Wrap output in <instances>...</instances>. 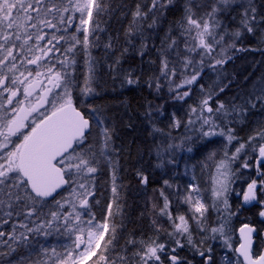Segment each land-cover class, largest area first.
Masks as SVG:
<instances>
[{"label":"snow or ice","instance_id":"snow-or-ice-1","mask_svg":"<svg viewBox=\"0 0 264 264\" xmlns=\"http://www.w3.org/2000/svg\"><path fill=\"white\" fill-rule=\"evenodd\" d=\"M109 2L0 0V108H4L6 99V103L12 105L11 112L16 113L12 116L7 110L0 113V245L8 249L7 253L0 251V256L15 253L17 248L14 245H31L30 237L49 236V229L54 225L59 231L63 222V234L74 236L70 250L59 255L55 248L49 250L36 241L43 256L47 257L51 251L56 257L51 264H89L93 257H96L93 264H116V259L106 255L115 238V226L109 227L108 218L122 211L118 191L122 185L117 184L118 160L115 159L118 152L114 142L116 130L112 120L104 116V108L94 106L89 99L99 96L98 89L102 88L98 77L99 61L90 51L91 47L98 46V33L102 31L99 20L94 19V12L96 17L107 12ZM178 2L148 0L143 7L137 4L132 22L125 32L126 43L140 36L139 54L143 56L148 47V37L143 35L142 29L156 27L157 21L165 19ZM181 11L176 27L169 29L159 49L153 45L159 58L155 87L159 92L161 81H166L173 99L186 102L192 96V85L202 78L206 68L215 71L217 66L222 67L228 62L231 58L228 52L236 48V41L248 36L255 39L260 34L258 42L264 44V0H182ZM74 21H78L75 33H82V36L68 34ZM61 41L64 43L61 44ZM77 45L81 46L86 56L82 81L75 76ZM103 47L105 51L111 49V40ZM259 50L264 51V48ZM119 63L117 58L106 67L110 73H115ZM122 83L132 85L138 83V78L134 79L129 70ZM37 84L40 90L34 99L41 108H45L44 112H39L35 105L24 106V101L33 97ZM198 87L201 93L198 101L188 106L183 118L175 113L168 116L169 127H183L185 133L194 130L198 137L207 138L209 143L215 142L212 137L219 136L225 139L226 145H232L233 141L236 145L231 155L224 151L223 157L214 162L210 203L204 202L199 186L193 182L188 185L183 201L189 205L190 219L180 214L173 217L171 202L163 190L159 192L163 198L160 214L170 222L172 232L168 235L173 238L176 248H183L185 244L181 240H184L197 249L206 264H213L211 248L198 249L193 242V231H210L213 239L225 237V248H231L225 234L227 218L221 220L219 227L209 229L205 223L210 208L219 212V206L223 205L229 216L233 214L228 198L233 174L231 162L242 152L247 155V147L258 153L256 165L264 164V128L242 142L232 127L234 123L246 119L251 110L264 111V83L249 96L239 97V103L237 98L224 101L218 98L219 93L206 92L203 85ZM74 89L80 93L77 99L73 97ZM4 93L9 95L4 97ZM21 96L22 99L18 98ZM13 98H17L15 104ZM81 104L91 113L90 116L86 117L81 111ZM33 112H38V119L34 118L28 126L25 121ZM154 115H163L162 109L157 108L154 114L151 110L146 113L152 134H158L154 135L158 166L175 165L178 151H193L191 146L185 147L191 137L185 134L176 143L171 132L156 126ZM26 126L29 131L21 133L18 143L12 142L10 138ZM214 156L215 153H212L207 159L212 161ZM242 166L249 167L247 161ZM104 167L111 170L112 199L106 205L105 217L96 221L91 209L100 203L99 199L93 198L96 196L97 174ZM201 167L207 165L202 164ZM136 174L142 183H147L146 176L139 171ZM259 174L262 177L259 184L252 180L242 194L244 204L258 201V189L260 194H264V172ZM164 184L171 187L167 180ZM64 186H69L71 192L70 197H64L62 202L56 196ZM258 202L264 204V201ZM50 204H54L55 209L49 207ZM65 204L70 210H64ZM260 216L264 217V210ZM9 221L14 222L6 237L2 229ZM245 228L247 232L244 228L240 229L243 242L232 249L237 255L229 259L226 254L225 264H264V253L253 257L251 234L256 230L247 225ZM176 248L166 250L165 244L155 240L147 244L141 241V250L134 252L133 256L136 264H164L162 256L166 257L168 264H189L179 256ZM117 258L122 262L126 260L125 256ZM18 264H48V261L38 253L36 258L27 262L23 257L19 258Z\"/></svg>","mask_w":264,"mask_h":264},{"label":"trees","instance_id":"trees-1","mask_svg":"<svg viewBox=\"0 0 264 264\" xmlns=\"http://www.w3.org/2000/svg\"><path fill=\"white\" fill-rule=\"evenodd\" d=\"M147 2L148 0H110L107 5V12L101 13L99 17H96L94 12V19L99 20L102 31L98 33V46L91 47L90 51L92 56L99 61L97 68L102 88L98 89L100 91L99 96L89 99L94 106L103 107L104 116L110 118L115 125L114 142L118 149L115 154V159L118 160L117 184L122 185L121 188H118L122 211L108 218L109 227L115 226V238L106 255L110 259H116V264H129V261L131 264H136L133 253L141 250V241L147 244L153 240L157 243H165L168 239L173 240L168 235L172 230L170 222L166 216L160 214V209L163 207V198L159 195L161 190L171 202L173 217L182 213L180 212L182 195L178 191L179 171H181L182 162L177 160L178 154L176 153L177 163L175 165L158 166L159 162L154 152V135L158 136V134H152L146 113L151 110L154 114L157 108L162 109L163 115H154L156 126L165 132H171L172 137L176 138L175 142L179 143L181 137L190 134V132L193 133L194 130L185 133L183 127L171 129L167 117L172 113L180 118L184 117L188 106L194 105L201 95L198 85H203L206 92L219 93V99L228 101L237 98V103H239V97L249 96L264 83V51L259 50L264 48V44L258 42L260 34H257L255 39L248 36L242 41H236L235 50L228 53L231 58L222 67L218 66L222 70L213 71L206 68L202 78L197 81L196 85L192 86V96L186 102L173 99L166 81H161V89L157 92L155 80L158 75L159 58L153 45L159 49L160 42L165 38L169 29L176 27L175 22L182 15V0H179L174 10L167 13L165 19L157 21L156 27L151 30L142 29L143 35L148 37L146 41L148 47L144 51V55L141 56L139 54L141 37L135 36L130 43H126L125 32L132 22V13L135 11L136 5L141 4L143 7ZM175 34L173 31V35ZM109 39L112 48L105 51L103 45L109 43ZM76 53L75 76L79 78V81H82L86 71L84 64L86 56L81 51L80 45L76 46ZM117 58H119L120 63L116 66L115 73H110L106 65L113 64ZM129 70H131L134 79L138 78V83L132 85L122 83L123 77ZM220 88H223L224 91L220 92ZM79 96L80 93L74 89V99L79 98ZM81 111L85 112L86 117L91 115L82 104ZM232 127L242 142L247 141L249 136L264 128V111L253 109L246 119L234 123ZM214 141L203 145L202 139L196 137L193 145H191L193 152H195L192 158L202 157L208 152L215 151L218 153L217 161H219L223 157L224 151H228L229 155L234 151L236 141H233L231 148L226 144H221L220 140ZM253 143L255 144V141ZM245 151L247 155L242 152L239 158L231 162L233 173L232 197L234 198L231 210L235 214L234 227H232L234 229H238L244 224L257 225V218L253 216V213H257V207L242 210L243 207L240 200L237 199V193L243 194L248 183L258 179L259 172H264V165H261L258 172L255 163L258 159V153L247 147ZM245 161L249 165L247 168L242 166ZM137 171L147 177V186L141 182L140 177L136 174ZM165 180L169 182L171 187L164 184ZM96 185V196L93 199H99L100 203L94 205L91 211L95 214V220L101 221L106 215V205L112 199L110 169L104 167L97 174ZM70 190L68 187L56 199H61L63 202V198ZM259 197L260 201H264V194L259 192ZM90 203H92L91 199ZM49 207L55 209L56 206L50 204ZM64 210L68 211L69 209L65 208ZM113 211L115 212V205H113ZM210 213L215 214L216 210L211 209ZM13 222L9 221L8 224L3 225L2 230L5 231L6 237L11 231ZM36 222L39 223V221ZM55 228L54 225L52 229H49L51 233L50 243H56L58 238H60L59 242H69L74 239V236L63 234L65 233L63 225L59 226V231H56ZM45 238L42 235L35 238L30 237L32 244L27 247L23 243L14 245L17 251L11 255L0 256V264H9V262L18 264L21 257L26 262L30 258H36L37 254L40 253L36 241L38 240L44 246L46 244ZM105 240H107V235ZM130 241L134 243H130ZM0 251L7 253L8 249L6 246L0 245ZM118 256H125L126 260L122 262L117 258ZM95 260L96 257H93L89 264H93Z\"/></svg>","mask_w":264,"mask_h":264},{"label":"flooded vegetation","instance_id":"flooded-vegetation-1","mask_svg":"<svg viewBox=\"0 0 264 264\" xmlns=\"http://www.w3.org/2000/svg\"><path fill=\"white\" fill-rule=\"evenodd\" d=\"M77 24H78V21H74V23L69 27V29H68L69 35L75 34V35L81 36L82 33H80V34L75 33V28H76ZM63 43L64 42L61 41V44H63ZM29 67L31 68L33 66H29ZM29 79H34V77H30ZM40 79H43V77H41ZM39 90H40V85L37 84L36 85V91L34 92L33 97H29L28 100L24 101V106L26 108H28V107L35 105L38 108L39 112H44L45 108H41L39 106V103H37V101L34 99L35 95L37 93H39ZM8 95H9L8 93H4V97H7ZM18 98L22 99V96L18 97ZM16 99L17 98H13V104H15ZM11 107H12V105H8L6 103V99H5L4 100V108H0V113H3L7 110V113L9 116L16 115V113L11 112ZM45 107H47V105ZM34 118L38 119V112H33L31 115H29L27 120L25 121V124L30 126L31 121ZM27 131H29V127L26 126L25 128L21 129V132L17 133L15 136H12L10 138V140L12 142L18 143L19 138L21 137V133H26ZM262 165H264V164H262ZM260 167H261V165L258 168L260 169ZM255 180L260 182V180H261L260 174H259L258 179H255ZM246 191H247V188H246L245 192ZM237 199L240 200V202H241V205L243 207L242 210L246 209L243 205V201L241 200V198H239V195H237ZM230 200H231V205H232L234 198L231 196ZM258 201H260L259 189H258ZM256 207H257V213H253V216H255V218H257V225L244 224V225L240 226L238 229L232 228V227H234L233 221L235 219V214H232L229 216L228 213H225V214H222V213L221 214H217V213L211 214V213H209V217L207 219L208 223H205L206 228H209V229L214 228V227H219L221 220L224 218L230 219V222L226 223V225H225V234H226L227 238H229L230 243H231L230 249L225 248V246H224L225 237L217 236L215 239H213L212 238L213 234L210 231L203 232V235H201L198 231H193V242H194V244L200 250H206L208 248H211V250H212L211 255L213 257V264H221V260H222V258H225L226 254H227L228 258L229 257L231 258V257L237 255L235 252L232 251V249L238 248L239 244L241 243L239 235H238L239 231L243 226L251 225L257 229V235L255 236L256 244H255V248H254V257L258 253H263L264 252V217L260 216L261 211H260L259 202H257ZM181 215H185L187 217V214L181 213ZM237 215H239V214H237ZM188 218L190 219V217H188ZM171 232H172V230H171ZM232 235H233L234 240L232 238ZM181 243L185 244V246L183 248H176V245L174 244L172 239H168V241H165V243H163V244L166 245V250L168 248H176V251L179 254V256L181 258L187 260L189 262V264H206L205 260L201 256L198 255L196 248L189 246L184 240H181ZM161 259L163 260L164 264H168V260L166 259L165 256H162Z\"/></svg>","mask_w":264,"mask_h":264},{"label":"rangeland","instance_id":"rangeland-1","mask_svg":"<svg viewBox=\"0 0 264 264\" xmlns=\"http://www.w3.org/2000/svg\"><path fill=\"white\" fill-rule=\"evenodd\" d=\"M234 50L235 49H230L228 53H230L231 51L233 52ZM218 69L222 70V68H218V66H217L216 71H219ZM172 87H174V85ZM187 135L191 137V140L188 141V143L185 145V147L193 145V142L195 141L196 137L199 138L195 131H193V133L190 132V134H187ZM201 139H202L201 143L203 145L210 144L207 138H201ZM212 140L213 141L214 140H220L221 144H226V141L223 137H219V136L212 137ZM228 146H230V148L232 147V145H228ZM212 153H215V156L213 157L212 161H209L207 159V157ZM177 154H178L177 160L179 162H182V168H181V171H179V185H178V191L182 195V199L180 200V212H182L183 214H187V217H190L191 213L189 212V205L183 202L184 196L186 195V192L188 189V185L190 183H193V182L196 183L200 188L204 202L205 203L211 202V200H212L211 189L213 187L212 179H213V176L215 174L214 162L218 160V153H216L215 151L210 152V153L208 152L206 155H204L202 157L198 156V157H193V158H192V156L195 154V152H193V151L191 153H187L184 151H178ZM258 159H259V157H258ZM202 164H206L207 167H201ZM259 166H257V168ZM230 167H231V164H230ZM231 169H232V167H231ZM193 178H194V180H193ZM231 180H232V176H231ZM144 185L147 186L148 182L146 184L144 183ZM232 190H233V185L231 183L230 194L228 197L230 206H231L230 197L233 195ZM70 192H71V190L68 192L66 197H70ZM239 198H241V200L243 201L242 194L239 195ZM259 206H260V211L264 210V204L259 203ZM219 207H220V211L219 212L216 211L217 214L227 213V211L223 208V205H220ZM65 208L69 209L67 204L64 205V209ZM210 210H211V208L209 209V212L207 214V219L209 217ZM229 222H230V219H227V223H229ZM206 223H208L207 220H206ZM60 225H63V222H61ZM205 227H206V225H205ZM198 232L201 235H203V232H200V231H198ZM50 238H51L50 235L45 238L46 244L44 245V247L49 249V250H51L52 248H55L57 254H59V255L64 254L66 251L70 250L72 247V241H69V242L60 241L59 242L60 238H58L57 242L52 244V243H50ZM232 238H233V235H232ZM233 240H234V238H233ZM40 256H41V258L47 260L48 264H51V260L56 259V257L51 254V251H49V254L47 257L43 256V254L41 252H40ZM49 257H50V259H49ZM229 259H230V257H229ZM221 264H225V258H222Z\"/></svg>","mask_w":264,"mask_h":264},{"label":"water","instance_id":"water-1","mask_svg":"<svg viewBox=\"0 0 264 264\" xmlns=\"http://www.w3.org/2000/svg\"><path fill=\"white\" fill-rule=\"evenodd\" d=\"M257 183L259 184L258 181H257ZM68 187H69V186H64L63 188L59 189V190H58L59 195H61L63 192H65V191L68 189ZM59 195H57L56 198H57ZM257 202H258V201H253L252 203H249V204H244V203H243V205H244L245 208H247V209H251V208H253V207H255V206L257 205ZM247 226H248V228H254V229L256 230L255 232H253V233L251 234L252 241H253V244H252V250H253V257H254V248H255V244H256L255 236L257 235V229H256L255 227L251 226V225H247ZM242 228H244L245 232H247L248 229L245 228V226H243ZM238 235H239V238H240V242L242 243L243 240H242L241 232H240V231H239V234H238ZM263 253H264V252H263ZM254 258H255V257H254Z\"/></svg>","mask_w":264,"mask_h":264},{"label":"bare ground","instance_id":"bare-ground-1","mask_svg":"<svg viewBox=\"0 0 264 264\" xmlns=\"http://www.w3.org/2000/svg\"><path fill=\"white\" fill-rule=\"evenodd\" d=\"M217 224V223H216Z\"/></svg>","mask_w":264,"mask_h":264}]
</instances>
